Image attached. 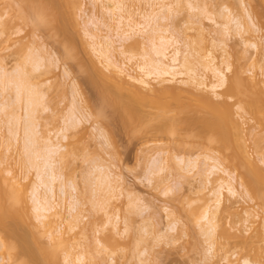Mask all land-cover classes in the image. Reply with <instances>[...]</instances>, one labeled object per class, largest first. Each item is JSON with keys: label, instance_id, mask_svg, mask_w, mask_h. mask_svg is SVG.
Listing matches in <instances>:
<instances>
[{"label": "rangeland", "instance_id": "1", "mask_svg": "<svg viewBox=\"0 0 264 264\" xmlns=\"http://www.w3.org/2000/svg\"><path fill=\"white\" fill-rule=\"evenodd\" d=\"M19 1L0 0V66L8 75L20 74L26 87L35 86L32 94L35 103L33 111L28 112L32 114L29 118L23 114L26 112L23 111L25 101L23 98L19 100L21 102L14 101L11 86L0 91V106L5 104V109L0 111V170L3 178L14 183L10 182V185L14 186L11 190L16 197L23 195L26 198L27 210L23 214L30 216L24 217L22 220H27L17 222L13 228L16 229L15 236H18L15 240L28 239L26 242L32 246L28 231L33 229L36 232L42 248L46 246L55 254L54 260L48 257L38 264H78L76 259L80 255L83 264H242L243 259L251 264H264V205L259 197H253L255 194L245 193L238 183H235L238 186L235 185L236 195L222 192L221 204L213 217L216 230L212 233L214 244H211V231L207 224L211 214L205 217V212H216L211 192L216 182L208 185L203 182L208 174L201 176L198 173H206L207 166L211 165L210 161L205 162L208 158L217 161L221 171L224 169L234 175L244 172L241 169L238 172L232 164L231 145L228 150H220V146L218 150L212 134L211 139L210 133L199 134L202 120L216 119L218 110L205 107L201 94L175 93L173 90L170 92L171 89L167 90L168 93L166 89L162 92L150 81L155 89L142 92V95L139 93L141 97L121 91L122 96L140 107L148 121L147 130L150 132L140 134L138 130H131L123 114L124 121H121L120 112L109 98L106 102L101 92L103 81L105 85L110 82L95 74L97 69L103 71L105 68L102 59L109 55L117 65L126 64L135 69L133 75L141 74L135 65H142L148 59L144 56L149 50L151 53L152 47L147 37L153 38L154 35L149 32L145 35L131 34L129 40L120 39V45L115 35L117 18L106 11L111 9L110 0H54L50 12H46L50 13L49 16H44V13L38 23L33 20L36 17L28 7L33 1L29 4L27 1L24 3L25 0ZM169 4H172L171 10L166 7ZM123 5L124 14L135 16L136 20L142 15H156V25L169 31L164 36L173 34L179 40L180 59L192 55L190 59L195 74L201 75L197 58L208 53L216 59L215 65L228 67L224 86L218 93L227 102L231 113L241 116L242 120L237 122L242 127L241 135L245 137L241 138L244 139L245 150L259 167L264 168V112L259 116L250 110H237L240 101L249 98L246 93L251 90L247 95L252 94L251 82L256 84L258 81V89H254L258 90L257 94H261L264 102V0H123ZM24 6L26 11L23 9V12ZM234 21L249 24L251 31L247 34L243 27L237 30ZM228 23L230 30L227 34L222 28ZM91 36H96L100 45L103 42L101 49L108 45V54L107 48L102 50L106 52L103 58L96 57V52L90 48ZM253 42L258 46L256 51L249 46ZM154 44L158 43L154 41ZM69 50L71 55L74 53L73 58L66 56ZM152 53L148 57H154ZM33 60L38 61V70L32 69ZM94 64L96 69L93 67V70L91 66ZM31 70L35 72L30 73ZM105 73L108 74L107 71ZM236 77L241 79V92L245 93L242 99L234 95L231 88L228 89ZM99 81L100 86L97 84ZM110 86H115L112 80ZM153 102L162 105L154 106ZM12 105L14 107H10ZM70 115L80 120L68 127L66 117L69 119ZM157 116L175 119V122L178 120L176 125L179 128L174 129L173 134L152 131L151 127L158 125ZM26 123L34 133L30 136L34 137L31 141L35 145L31 149L41 151L42 148L44 152L45 148L53 146L55 149L54 146L58 145L56 150L59 152L53 155V160L55 173L62 179L53 184L50 203L54 208L48 214L50 217L42 221L43 224L36 220L29 200L30 191L38 180L36 168L30 167L26 161L27 153L22 149L25 144L22 130H26ZM188 162L198 169L192 170ZM220 176L223 175L219 172L209 176V181ZM59 185L70 195L65 193L61 197ZM41 194L44 195L43 192ZM250 214L251 218L247 216ZM72 216H77L76 221L71 219ZM38 245L35 243L30 247L34 252L33 256L30 253L31 259L21 258L29 262L42 259L38 257ZM14 254L9 246H4L0 249V264H20L23 259L19 260L20 255L17 259V254Z\"/></svg>", "mask_w": 264, "mask_h": 264}, {"label": "bare ground", "instance_id": "2", "mask_svg": "<svg viewBox=\"0 0 264 264\" xmlns=\"http://www.w3.org/2000/svg\"><path fill=\"white\" fill-rule=\"evenodd\" d=\"M26 1L28 2V4L32 3L30 1H33V3L35 4V6H32V4H33L32 3L31 6L29 5L28 7H30V10L34 14V17H36V18H33V20H36V22L40 21V18H41V16L44 13H46L47 11L50 12L52 4L55 3L54 0H25L24 3H26ZM156 1L157 0H155V2ZM160 1H162V0H160ZM110 3L112 4L111 9H107L106 11H108L111 14V16L117 18V21H116L117 26H116V31H115L116 34L115 35L119 38L118 42L120 41V39H123V40H127L128 39L129 40V38H130L129 35L131 36V34L137 33V34L145 35L148 32H149V34L152 33L150 35L151 36L154 35V37L153 38L152 37H147V38L149 39L148 40L149 44L151 43L150 44L151 47H152L151 53L153 52L152 54L156 58L153 59L154 57H152V58L148 57L149 56L148 54H151V53H148L150 50L149 51L147 50L148 51V52L146 51L147 55L145 53L144 57H146L148 59L143 57V59H146L145 63L143 62L142 65L140 64L138 66L135 65L136 68L138 69V71L141 74L133 75L132 73L135 72V69H133L131 66L129 67V65L126 66V64L117 65L115 62H113L108 57L109 55L108 56L105 55L106 52H107V54L109 52L108 45H107V47H106V45H104L105 47L103 46V49L107 48L105 50L106 52L102 51L103 49H101L102 48L101 45H102L103 42L100 45V43L97 41L96 36L95 37L91 36L90 37L91 38L90 42H92L91 43L92 45L91 44L90 45L92 47H90V48L94 49V52H96V54H97L96 57L98 56V57L101 58L102 56L103 57L106 56V57H104L105 60H103L104 58L102 57L103 58L102 62L104 61V67H105L104 70L107 71V73L109 75L106 74L104 70H103L104 71L103 72L101 69L100 70L97 69L95 71V74H98L96 76H98V77L100 76L104 80H106V78H107V80L108 79L110 80V82L108 83L109 85H105L106 83L104 84L103 80H100L101 82L103 81L102 84L100 83V81L97 83V84L100 83L102 85L101 86V92L105 96L106 102H107V98H109L110 101L112 102L113 106L118 110V111L117 110L116 111L120 112L119 116H121V114H123L124 119L126 120L128 125H130L132 127L131 130H133L134 132H136L138 130L140 134L141 133L144 134V133L150 132V129H149V131L147 130L148 129V126H147L148 125L147 124L148 121H147V119L140 112V107L137 104H135L133 101H131L130 99L126 98L125 96H122L121 95L122 94L121 91H123V90L127 91V92H129L128 94L133 95V97H135L137 95L139 97H141L140 95H142V92H151V91H153L155 89V86H153L152 83L150 82V81H153L154 82L153 84H155L158 87L159 91L163 90L162 92H165V89H166V92L168 93V91L171 89L170 92L173 90L174 92L176 91L175 93H177V91H178V93H181L180 91H184V92H187V93L191 92L189 94H193V93L201 94L202 95L201 99H202V102H203L204 106L207 107V108H212V107L216 108L218 110V115H215L216 119L214 117H212L213 119L210 118V120H208L209 118L206 121H205V119L202 120L201 126H200V123H199V126H200V131L198 130L200 132L199 134H203V132L210 133V134H208L210 136V139H211V136L213 135L214 138L212 137V139H214L213 141H215V143H217V145H218L216 149H218L219 146L221 147V148H219L220 150H222V148L223 149L224 148L227 149L231 145L230 146V150L231 151L233 150L232 151L233 154L231 156H233L232 164L233 163L235 164V165L233 164L234 168H237L238 172H239L240 169L244 170V172L240 171L239 173H237V175H234L233 173H229L227 170H224V169L221 171L220 170V164L217 161H215L213 159L211 160L210 158L205 160V162L210 161L211 165L207 166L208 168L206 169L207 171H205L206 173H204L202 171L203 174H201L202 173L201 172V173H198V175L200 174L202 176L204 174L205 175L208 174V175H206V178H205L206 181L205 180L203 181V182H205L207 184L208 183L213 184L214 182H216V187L211 191L212 195L214 197V200H213L214 201L213 202L214 203V205H213L214 207H213V209L216 210V208H218L219 204H221L220 200H222L221 196H223V194H222L223 191L228 193V194H230V195H236V193H238V190L236 189L238 186L240 188L242 187V189L245 190V193H247V194L248 193L251 194V195L255 194V195H253V197L254 196H257V198L259 197L258 199H260L262 201L263 205H264V168L259 167L256 164L255 160L251 157V155L248 152H246V150H245L246 147L244 146V144H245L244 141H243L244 139L243 140L241 139L242 137L243 138H245V137L242 136L243 134L241 135V132L243 133V131L241 130L242 127L240 128L241 125H239V122H237L239 119H241V116L239 115V113H235L233 115L231 113V111H230V107L227 105V102L225 100H223L221 98V96H220V93H218L219 90H221L223 88V86H224V83H225V72L228 69V67L226 66L225 68H223V67L219 66L221 64H219V65L216 64L215 65L214 62H216L215 61L216 59L213 57V55L211 53H208V54H206V55H204L202 57H198L199 59L197 58V60H198L197 64H198V67L201 69V75H199L198 73L195 74L194 72H196V71L193 68V62H191V59H190V58H192V55H191V57H189L190 56L189 55L188 56L189 58H185L184 57L182 59V57H181L182 60L180 59V51H179L180 49H178V46L180 45L179 40L177 39L176 36L173 37V34H169L168 37L164 36L169 31L166 30V29H162L160 26L156 25V22H157L156 21L157 20L156 15H154V14H153V16H151L152 14L150 16L149 15L148 16L147 15H144V16L142 15V16H140V18L138 17L139 20H136L135 16H134V18H135L134 19L133 17L128 15V13L127 14L125 13L126 15L124 14L125 6L123 5V0H110ZM62 4H63V2H62ZM171 5L172 4H169V5L166 6L168 8V10L171 8ZM25 8L26 7L24 6L21 10L23 11V9H25ZM55 10L56 9H54V11ZM71 10L72 9H70V11ZM164 10H166V9H164ZM25 11H26V9H25ZM70 11L68 10V12H70ZM125 11H127V10L125 9ZM71 13H70V16H71ZM152 13H153V11H152ZM25 14H27V13H24V15ZM49 14L50 13H46L44 16H46V15L49 16ZM148 14H150V13H148ZM70 16H68V18ZM24 17H26V16H24ZM27 18H25V19H27ZM45 18H47V17H45ZM50 20H52V17L50 18ZM70 20L72 21L73 19H71V17H70ZM29 21H31V20H29ZM235 24H236L235 28L237 30H239L240 28L243 27L245 33L248 34V32L251 31V30H249V29H251V26L249 24H246V23L241 24V22H238V21H237V23L235 22ZM149 26H150V28H148ZM223 26H225V25H223ZM227 26H229V23H228V25L226 24V26L224 28H222V31L226 29V31H224V32H226V33L229 32L230 29H228ZM58 28L59 27H57V29ZM147 28H148V31H146ZM222 31H221V33H222ZM230 33H231V31H230ZM225 34H223V35H225ZM139 37H140V35H139ZM124 38H126V39H124ZM154 41H156L158 44H154ZM124 42H126V41H124ZM106 44H109V43H106ZM121 44L122 43L120 41V45ZM109 45H111V44H109ZM217 46H218V44H217ZM217 46H215V47H217ZM249 46L252 47L253 49H255L254 51H256L257 48H258L257 44H255L254 42L250 43ZM109 47L111 48V46H109ZM122 47H124V46L122 45ZM63 49L65 51L64 47H63ZM70 49H71V47H70ZM118 49H120V47ZM66 50H68V49H66ZM168 50H170V51H168ZM123 51H122V53L124 54ZM126 52H125V55H127ZM257 53H258V51H257ZM72 55L70 54V50L66 52V56L67 57H72ZM125 55H123V56H125ZM75 56L77 57V55H75ZM130 58H132V57H130ZM130 58H128L129 59L128 62H130ZM27 62H28V60H27ZM37 62H38L37 60L36 61H34V60L32 61L31 65H32V69L33 70H38L37 68H39V67H38ZM220 63H221V61H220ZM91 67L94 70L95 64H94V66L92 65ZM101 67L103 68V66H101ZM33 72H35V71H32L30 73H33ZM90 72H89V74H91ZM8 74H6V72L4 71V68L0 66V91H4L5 89L7 90V87L10 88V86H11L13 88V90H14L13 91L14 92V98H15L14 101L16 100L15 102H17V101H19L22 98H23V101H25V105H24L25 109L23 111H26L25 112L26 114L24 112H23V114L25 115V118H29V115H30L31 111H33L32 109L34 108L32 105H33V103H35V102H33L34 100L32 99V96H33L32 94L35 92V90H34L35 86L34 87H31V86L28 87L27 86L26 87L25 83L23 82V78H21L20 74H18V73L17 74L11 73V75L13 74L12 76L8 75ZM27 77H28V75H27ZM30 78H32V76H30ZM237 78L238 77H236L234 82L233 81L231 82V84L229 85L230 87L228 89L231 88L232 92H234V95L237 94L236 96H239V97L241 96V99H242V96L245 97V93H244V91L241 92L242 91L241 88H243L241 86V79L239 78L240 80L238 79L239 80L238 81ZM25 80H27V79L25 78ZM98 80H99V78H98ZM111 80L114 82L115 86H110ZM251 83H252L251 84V86H252V94H250V96H248L249 92H251V90L246 93V97L247 98L249 97V98L246 101L245 100L244 101H240L241 103H240L239 107H237V110L239 112L241 110H242L241 112H243L244 109H245V112L250 110V112L251 111L255 112L256 114H258L260 116V114H263L262 112H264L263 111L264 110V102L261 100L262 99V97L260 96L261 94L258 95L259 92L257 94L258 90L256 91V89H254V88H257L256 84H258V81L256 82V84H253L255 82H251ZM100 84H99V86H100ZM93 85H94V83H93ZM99 86H97L98 89H99ZM249 89H251L250 86H249ZM246 91H248V89ZM99 92H100V90H99ZM139 93H140V95H139ZM74 95H75V93H74ZM130 95H129V97H130ZM104 96H102V97L104 98ZM258 96H260L261 98H259ZM103 101H105V100H103ZM19 102H21V101H19ZM111 102H109V104ZM103 103H105V102H103ZM153 104H154V102H153ZM153 104L151 103V105H153ZM159 104H160V106H159ZM159 104L158 103H157V105L154 104V106L161 107L162 104L161 103H159ZM3 105H5V104H1L0 111L1 110L3 111L5 109V107H3ZM13 105L10 106V107H14ZM34 106H35V104H34ZM12 111L13 110H11V112ZM113 111H114V109H113ZM28 112H30V113H28ZM3 113H1L2 116H4ZM7 113H5V114H7ZM69 113H68V115H69ZM79 113H81V112H79ZM8 114H10V113H8ZM11 114H13V113H11ZM9 116L7 115V117H9ZM12 116H14V115H12ZM123 116H121V121H124ZM17 117L19 118L18 115H17ZM9 118H11V117H9ZM67 118L68 117H66V123H67V120H68V124H69L68 127L73 125L72 122H75L76 120L77 121L80 120L79 118L75 117L74 115H70L69 119H67ZM235 118H237V120H235ZM3 119H5V118H3ZM156 119H157L156 122L158 123V125L156 127H154V128L151 127V130L154 131V132H158V133L161 132L162 134H163V132H165L167 134L168 133L169 134H173V133H175V132H173V130L177 129V127L179 128V126L176 125V124L179 123V122L176 123L178 120L175 122L174 121L175 119L172 120V119H169V118H165L163 116H157ZM263 119H264V115H263ZM26 120H28V119H26ZM26 120H23V121H25V122L29 121L28 123H31L30 120H28V121H26ZM17 121H18V119H17ZM20 121H21V117H20ZM4 122L7 124L8 121H4ZM11 122H12V120H11ZM190 124H191V122H190ZM190 124H189V126H190ZM10 125H8V126L11 127ZM22 125L23 126H27L28 125L25 128L26 130H24V131L22 130V133H25V134H23V136H24L23 140H25V142H24L25 144L23 143L25 150H24V148H22L23 151L24 152L26 151V153H27V156H26L27 160H26V158H25V160L28 161V164L31 165L30 167L32 169L36 168V172H37L36 177H37V180H38V183L34 184L35 186H33V188L30 191L29 200L31 201V206H32L31 209H32V211L35 214L36 220L38 219L37 221H39L40 224H43L44 220H47V218L50 217V216H48V214L54 208V206H52L51 203H50V199L52 198V194H53V190H54L53 189V184H55L56 181H61V179H62L61 178L62 176H59V175H57L55 173V167H54V165H55L54 163L55 162L53 160V158H54L53 155L55 156V155H57L56 153L59 152L58 149L56 150L58 145L56 144L57 146H54V148L56 147L55 149L52 148L53 146L52 147H47V145H46V147L48 149L45 148L46 150L44 152H43L44 149L39 147L43 153H41V151H39V150H38L39 152L36 151V148H35V150L31 149L32 146H35L33 144L34 141L33 140H32L33 142L31 141V138H34V137H30L31 135L34 134V133H32V127L30 129V125L29 124H27V125L22 124ZM13 126H12V128H13ZM28 127H29V129H28ZM66 127H67V124H66ZM13 130H14V128L12 129V132H13ZM30 133H32V134H30ZM131 133H133V132H131ZM138 134H135V135H138ZM176 134H178V133H176ZM10 135H11V131H10ZM10 137H12V136H10ZM199 137H200V135H199ZM10 139L11 138H9V141H10ZM21 143H22V141H21ZM21 146H23V145H21ZM59 149H60V147H59ZM230 150H229V152H230ZM226 151H224V152H226ZM60 153L58 155L59 157H61ZM23 156H24V154H23ZM59 163H60V161H59ZM205 164H207V163H205ZM188 165H189V162H188ZM191 165H189V166L192 167L191 168L192 170L198 169L195 166V164L191 163ZM33 166H35V167H33ZM263 166H264V164H263ZM27 167H29V165ZM161 170L163 171V169H160V171ZM190 172H192V171H190ZM218 172L221 173V175H223V176H220L218 179H214L213 181L212 180L209 181V176L215 175ZM3 177H4L3 173L0 170V249H2L4 246H9V249L11 248V250H13L14 253L17 254V256H16V254H14V256H16L17 259L19 257L18 255H20V257H19L20 259L19 260H21L23 258L25 259V257H27V258L30 257V259H31V254L30 253H32V256H33L34 252L30 251V247H32L33 244L36 243V245L40 244V246L38 245V247H37V248H39L38 257L41 256L42 259H39V261H38L37 260V256L35 254L37 262H34V261L31 262L32 260H30V259H29L30 260V262H29V261H27V259L26 260L23 259V260H21L20 264H38V262L40 263V260L46 261L48 257H49V260L50 259L52 260L54 253L52 251L49 252L50 250H47L45 248L46 246L43 247L44 249L42 248L43 245L41 246V242H39V239H37L38 235L36 234V232H34L33 229L31 231H33L36 235H34L33 232L28 231L29 235H30L29 238H30V240H32L31 241L32 244L30 243L32 246H30L28 244L29 241L26 242L28 239L26 241H21V240H19L20 238L18 239L19 241L15 240V238L16 237L18 238V236H15L14 231L16 229L14 230L13 228L14 227L16 228L17 222L26 221L27 219L26 220H22V219H24V217H26L27 215L29 216L28 213L25 216L24 215L25 213L23 212V211L26 212V210H27V209H25L26 208V198L23 195H20V196L16 197L17 195H15L14 191H13L14 190V186L10 185V182L12 184H14V183L12 182L11 179L8 182V180H6ZM12 179H14V177ZM98 181H99V179H98ZM233 183H234V185H233ZM235 183L236 184L238 183V186ZM107 184L109 185V183H107ZM5 185H7V186H5ZM63 185L65 186L66 183L65 184L63 183ZM99 185H102V184H99ZM235 185L237 187H235ZM4 186L7 187V189L8 188H10V189L7 190V189L4 188ZM59 186H60L59 190H61L60 193L62 192L61 193V195H62L61 197H64L65 193H67L68 191L65 189L67 191V192H65L64 190H62L64 187L62 186L63 188L61 189V185H59ZM117 188H118V186H117ZM11 189H13V190H11ZM109 189H111V188H109ZM109 189H108V191H109ZM41 192H43L44 195L41 194ZM247 194H245V195H247ZM67 195H70V194L67 193L66 196ZM215 213H217V210H216V212H213V213L211 211L205 212V217L207 216V214H208V216L211 214V216H210L211 219L208 218V221H207L208 227H209V229L211 231V237H212L211 238V241H212L211 244H214L213 243L214 241H213L212 233L216 230L215 229V223L216 222L215 223L213 222V217H215L214 216ZM22 215H24V216H22ZM51 216H53V215H51ZM247 216L248 217L250 216V218L252 217L251 214L247 215ZM75 217H77V216H75ZM75 217L72 216L71 219L76 221ZM28 218H30V216ZM24 239H26V238L24 237ZM211 247H212V245H210V249H211ZM54 256H55V254H54ZM21 257H23V258H21ZM50 257H52V258H50ZM82 258L83 257H81V255H80L76 259L78 264H83V259ZM41 264H43V263H41ZM242 264H251V263H249V261L243 259V263Z\"/></svg>", "mask_w": 264, "mask_h": 264}]
</instances>
